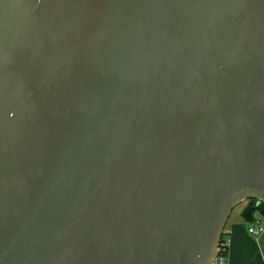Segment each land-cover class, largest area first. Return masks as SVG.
I'll use <instances>...</instances> for the list:
<instances>
[{
  "label": "water",
  "instance_id": "obj_1",
  "mask_svg": "<svg viewBox=\"0 0 264 264\" xmlns=\"http://www.w3.org/2000/svg\"><path fill=\"white\" fill-rule=\"evenodd\" d=\"M264 203V0H0V264H216Z\"/></svg>",
  "mask_w": 264,
  "mask_h": 264
},
{
  "label": "crops",
  "instance_id": "obj_2",
  "mask_svg": "<svg viewBox=\"0 0 264 264\" xmlns=\"http://www.w3.org/2000/svg\"><path fill=\"white\" fill-rule=\"evenodd\" d=\"M244 204L238 214L231 218V213L224 228L227 241V264H264V232L253 238L247 232L248 223L241 217Z\"/></svg>",
  "mask_w": 264,
  "mask_h": 264
},
{
  "label": "built area",
  "instance_id": "obj_3",
  "mask_svg": "<svg viewBox=\"0 0 264 264\" xmlns=\"http://www.w3.org/2000/svg\"><path fill=\"white\" fill-rule=\"evenodd\" d=\"M247 232L253 238H258L264 232L262 219L257 217L253 222L248 223ZM216 264H227V241L225 238L219 242Z\"/></svg>",
  "mask_w": 264,
  "mask_h": 264
},
{
  "label": "trees",
  "instance_id": "obj_4",
  "mask_svg": "<svg viewBox=\"0 0 264 264\" xmlns=\"http://www.w3.org/2000/svg\"><path fill=\"white\" fill-rule=\"evenodd\" d=\"M240 214L242 219L247 223L253 222L257 218L258 214L264 215V203L257 204L256 199H250ZM223 240L224 239L222 235L220 242Z\"/></svg>",
  "mask_w": 264,
  "mask_h": 264
},
{
  "label": "rangeland",
  "instance_id": "obj_5",
  "mask_svg": "<svg viewBox=\"0 0 264 264\" xmlns=\"http://www.w3.org/2000/svg\"><path fill=\"white\" fill-rule=\"evenodd\" d=\"M246 202H248V200H246V201H244V202H241V203L237 204V205L233 208V210H232V212H231V218H232V217H235V216L238 214V210L241 209L242 206H243L244 204H246ZM257 217L262 219V221H263V227H264V215H263V214H262V215H261V214H258ZM225 229H226V228H225ZM224 232H225V231H224ZM224 235H225V233H223V239H224Z\"/></svg>",
  "mask_w": 264,
  "mask_h": 264
}]
</instances>
